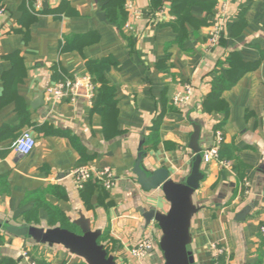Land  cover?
I'll return each instance as SVG.
<instances>
[{"label":"crops","instance_id":"1","mask_svg":"<svg viewBox=\"0 0 264 264\" xmlns=\"http://www.w3.org/2000/svg\"><path fill=\"white\" fill-rule=\"evenodd\" d=\"M133 1L142 16L131 21L132 30L121 31L100 0H48L39 14L33 0H0V264H27L25 250L38 264L85 263L62 246L7 231L66 224L79 232L74 223L82 216L101 233L117 264H164L161 230L155 222L148 225L144 213L165 214L169 204L160 190L138 184L134 168L144 153L148 171L167 169L176 182L187 177L195 126L203 151L214 145L217 127L224 135L221 157L203 163L206 178L194 197L200 207L191 227L195 264H212L215 242L225 249L223 264H264V0H208L206 9L196 5L181 12L176 28L170 13L176 0ZM222 6L225 15H219ZM220 23L221 42L210 49V32ZM179 33L186 34L182 41ZM231 52L244 63L260 64L223 93L222 112L203 113ZM96 62L104 67L101 78L116 111L108 135L105 111L93 108L85 94L61 103L46 96L63 78L90 77L88 65ZM185 84L192 86V97L178 108L173 98ZM163 113L158 141L147 144ZM25 132L36 142L28 156L14 148ZM82 165L111 168L113 189L93 181L86 203L70 177ZM147 238L153 250L133 259L129 250Z\"/></svg>","mask_w":264,"mask_h":264},{"label":"water","instance_id":"2","mask_svg":"<svg viewBox=\"0 0 264 264\" xmlns=\"http://www.w3.org/2000/svg\"><path fill=\"white\" fill-rule=\"evenodd\" d=\"M80 93L85 94V91L81 90ZM194 129L190 145L194 153L191 171L181 181H174L167 169L148 171L143 164L144 153L139 155L134 168L138 184L145 191L160 190L169 204V210L165 214L157 209L144 213L147 224L155 222L161 230L159 247L163 253L164 264H195L191 254V227L200 207L195 203L194 197L206 175L202 170L204 155L200 146L201 129L198 126ZM74 224L79 232L60 227L43 229L27 226H10L7 231L16 237L29 238L36 244L62 246L86 264H117L115 257L109 255L104 246L99 244L101 233L92 231L85 216Z\"/></svg>","mask_w":264,"mask_h":264},{"label":"built area","instance_id":"3","mask_svg":"<svg viewBox=\"0 0 264 264\" xmlns=\"http://www.w3.org/2000/svg\"><path fill=\"white\" fill-rule=\"evenodd\" d=\"M48 0H36L34 2V9L38 12L44 10V6ZM126 10L128 12L129 22L126 24V30H132L131 21L139 20L142 14L137 10L134 5L133 0H126ZM226 7L222 6L219 8V15L226 14ZM4 14V9H0V17ZM161 14V13H160ZM157 16V15H156ZM223 25L217 24L209 35V47L210 49L215 48L219 45L222 37ZM84 90L86 97L91 101L93 97L94 85L92 83L91 77L85 76L82 78L75 77L74 79H67L64 82L57 83L49 87L46 91V96L49 100L61 103L65 100H70L74 102L80 97V91ZM193 93V88L189 84L183 85L181 91H179L173 98V104L181 108L186 105ZM224 142V135L221 130L215 133L214 145L203 151L204 163L208 164L213 161L219 160V152L222 143ZM36 146L35 140L31 137L30 133H23L18 140L14 143L15 150L22 156H28L32 153ZM225 167H228L229 163L221 162ZM70 177L73 178L78 188L82 190L84 185L88 181H97L106 190L110 191L116 184L117 178L111 168H103L100 170H95L89 166L79 167L70 171ZM261 234L264 237V227L261 228ZM154 243L152 239H144L137 246L129 250L130 256L141 261L145 259L149 253L153 250ZM212 251V264H223L222 258L225 255V249L221 244L215 242L210 245ZM23 258L27 264H38L35 259H33L28 250L23 252Z\"/></svg>","mask_w":264,"mask_h":264},{"label":"trees","instance_id":"4","mask_svg":"<svg viewBox=\"0 0 264 264\" xmlns=\"http://www.w3.org/2000/svg\"><path fill=\"white\" fill-rule=\"evenodd\" d=\"M36 0H33L32 6H34V2ZM101 2H106L104 5V9L107 13V17L109 19V22L115 25L119 30H123L127 24L128 19V12L126 10V0H100ZM201 6L206 9L207 5L210 7V2L208 0H176L173 5L171 6V16L174 19V23L172 24L175 28L176 25L181 23L183 20V16L181 12H188L189 9L192 6ZM217 4H212L213 8H216ZM163 8V5H161L158 8H154L155 12L160 11ZM33 11L37 14L41 13L36 11L34 8H32ZM209 9V8H208ZM186 36L179 33V41H182V39ZM221 42V41H220ZM264 60V51L261 52V61ZM107 68L110 67L111 63L108 61L106 63ZM226 64L228 65V68L225 70L224 73L218 74L212 83V92L208 99L202 104V111L203 113H211L213 111H221L222 112V105H224V102L222 100V95L225 91L233 88L237 82L249 71L256 69L260 62L255 64H247L241 61L238 54L235 52L229 53ZM105 66V67H106ZM90 77L92 80V83L94 85V91H93V97L91 99V104L93 108L97 109L98 107H101L105 113L104 114V130L105 133L108 135L112 133L110 131V126H112V123L115 121V115L116 111L113 110L114 104L111 100V89L107 87L103 81H102V72L104 67L102 66V63L96 62V63H90L88 65ZM67 79H74V77H66L60 80V82H64ZM164 113L160 114L157 118L155 124L153 125V128L151 129V133L149 135V138L147 140V144H156L158 141V129L160 127V124L163 120ZM220 130L219 127L215 129V133ZM222 131V130H221ZM146 144V145H147ZM224 142L222 143L220 147L219 152V158L221 157V151L224 148ZM227 162V161H225ZM84 166V165H82ZM95 188V184H93V181H88L84 188L81 190L82 197L87 203L92 195V191ZM60 227L65 228L69 231L76 232V230L71 225L61 224ZM99 244L103 245L105 250L109 255L112 254V251L108 244H104L103 239H99ZM30 253V252H29ZM31 255V254H30ZM33 258V256L31 255ZM34 259V258H33ZM36 260V259H35ZM37 261V260H36ZM38 263V262H37ZM85 264V263H82Z\"/></svg>","mask_w":264,"mask_h":264}]
</instances>
